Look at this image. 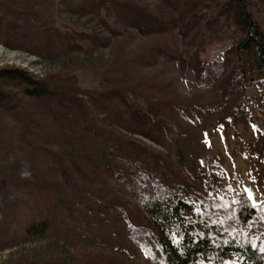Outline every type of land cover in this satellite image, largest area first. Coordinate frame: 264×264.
I'll list each match as a JSON object with an SVG mask.
<instances>
[{"label":"rangeland","instance_id":"374dc122","mask_svg":"<svg viewBox=\"0 0 264 264\" xmlns=\"http://www.w3.org/2000/svg\"><path fill=\"white\" fill-rule=\"evenodd\" d=\"M92 1L0 0V72L55 76L74 93L62 105L55 97L28 99L17 91L19 108L0 109V264L149 263L128 239L126 222L111 212L119 204L114 199L116 181L87 178L88 173L79 170H88L83 157L112 163L105 133L124 147L160 156L197 203L229 202L243 192L247 195L244 189L251 190L256 203L264 202V169L247 159L249 147L264 142L257 131L263 114L250 107L251 120L230 126L214 109L218 93L199 87L192 73L183 75L165 58L191 52L200 42L201 59L220 60L237 32L233 16L216 18L215 0H182L206 13L194 28L183 31L184 38L180 25L139 34L105 9L95 11ZM110 1L145 7L160 19L168 13L161 0ZM246 1L264 32V0ZM13 36L18 41L10 47ZM49 36L77 38L82 47L64 53L58 44L44 46ZM35 37L42 38L36 47ZM32 45L39 53L29 51ZM111 87L159 107L164 122L153 128L171 127L168 140L161 134L157 143L124 126L110 101L113 96L106 93ZM245 94L264 100V76L256 77ZM89 130L103 131L104 136L96 139ZM50 209L55 220L48 231L27 236V223ZM225 261L241 263L235 252Z\"/></svg>","mask_w":264,"mask_h":264},{"label":"trees","instance_id":"16d2710c","mask_svg":"<svg viewBox=\"0 0 264 264\" xmlns=\"http://www.w3.org/2000/svg\"><path fill=\"white\" fill-rule=\"evenodd\" d=\"M107 3L109 0H93L92 7L95 11L105 9L112 13L113 17L139 34L160 33L180 25V37L184 38L183 31L194 28L206 14L182 0H161V4L168 8L162 19L142 6L110 1L105 7ZM214 6L216 18L232 15L237 26L234 42L222 53L221 59H201L203 45L200 42L191 52L164 57L173 61L183 75L192 73L199 87L218 93L219 104L214 109L224 114L223 119L230 126L251 120L250 107L262 113L263 119L258 121L257 131L264 136V100L245 94L256 77L264 76V32L252 18L246 0H215ZM64 38L56 40L55 36H49L44 46L58 44L68 54L74 47L81 49L79 39ZM11 40L8 43L10 47L17 43L18 38L13 36ZM39 40L42 38H33L37 42L35 47ZM36 49L29 51L39 53ZM10 89L16 91L11 92ZM17 91L28 99L55 97L61 104L74 96L72 86L60 84L55 76L39 79L16 69L0 72V109L16 111L19 108ZM106 93L113 96L110 101L115 111L120 112V122L124 126H133V132L149 136L157 143L161 141L158 137L161 134L168 140L171 127L166 124L169 130L162 131L153 128L164 122V114L159 107L141 103L132 92H121L111 87ZM69 103L72 109H77L71 101ZM89 131L96 139L104 136L103 131ZM105 137L114 157L112 163L99 164L83 157L81 160H85L88 170L78 166L79 170L88 173L87 178L116 181L119 187L114 199L119 204L111 212L126 222L128 239L140 249L148 264H222L233 252L239 255L240 264H264V252L260 251L264 247V202L256 203L253 209L243 192L229 202L217 199L206 205L197 203L185 182L166 168L160 156H153L133 145L124 147L107 137L106 133ZM259 143V146L249 147L247 159L253 161L258 169H264V142L260 140ZM2 173L0 167V176ZM1 188H4L2 181ZM54 220L53 209L43 215L38 212L35 219L27 223L24 232L27 236L39 237L48 231ZM253 243L256 248L251 246Z\"/></svg>","mask_w":264,"mask_h":264},{"label":"snow or ice","instance_id":"6c2138e0","mask_svg":"<svg viewBox=\"0 0 264 264\" xmlns=\"http://www.w3.org/2000/svg\"><path fill=\"white\" fill-rule=\"evenodd\" d=\"M254 128H255V126H254ZM244 191L247 193L248 198H249V200L251 201V205H252L253 209H255V208H256V202H255V200L252 198L251 190H249V189H244ZM251 246H252L253 248H256V247H257V245H256L255 243H253ZM260 251H261V252H264V247H261V248H260ZM222 264H232V262H230V261H222Z\"/></svg>","mask_w":264,"mask_h":264},{"label":"bare ground","instance_id":"6f19581e","mask_svg":"<svg viewBox=\"0 0 264 264\" xmlns=\"http://www.w3.org/2000/svg\"><path fill=\"white\" fill-rule=\"evenodd\" d=\"M1 52H2V51H1V49H0V55H1Z\"/></svg>","mask_w":264,"mask_h":264}]
</instances>
